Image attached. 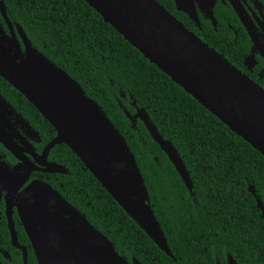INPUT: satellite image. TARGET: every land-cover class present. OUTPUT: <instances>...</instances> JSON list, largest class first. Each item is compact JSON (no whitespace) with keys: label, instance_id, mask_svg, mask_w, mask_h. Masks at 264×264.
Instances as JSON below:
<instances>
[{"label":"trees","instance_id":"obj_1","mask_svg":"<svg viewBox=\"0 0 264 264\" xmlns=\"http://www.w3.org/2000/svg\"><path fill=\"white\" fill-rule=\"evenodd\" d=\"M3 1L7 17L22 27L32 46L76 80L124 137L171 255L126 214L64 143L51 148L49 158L68 173L42 179L129 262L228 264L231 255L237 264H264V219L255 199L264 206V156L150 63L84 0ZM157 1L175 10L172 0ZM0 22L5 27L1 15ZM209 32L200 37L218 50L222 33L212 26ZM237 42L231 41L227 52L241 57L247 36ZM0 94L38 131L37 149L51 139V124L2 77ZM136 108H143L176 148L191 190L134 116Z\"/></svg>","mask_w":264,"mask_h":264},{"label":"water","instance_id":"obj_2","mask_svg":"<svg viewBox=\"0 0 264 264\" xmlns=\"http://www.w3.org/2000/svg\"><path fill=\"white\" fill-rule=\"evenodd\" d=\"M84 1L150 63L264 156V90L258 84L187 29L157 0ZM175 3L178 10L196 19L192 0ZM209 11L211 16L212 10ZM0 15L8 29L7 32L0 22V77L22 94L55 131L37 154L30 142L23 139L24 148L20 147L0 126V143L24 167L9 168L0 159V195L7 186V203L16 206L37 263L141 264L136 258L129 262L120 255L83 213L41 178L32 179L17 191L34 170L68 173L63 165L47 161L49 150L59 143L67 145L126 214L162 251L171 255L124 137L80 84L33 47L22 27L9 20L3 0ZM246 26L257 45L255 34ZM0 108L15 110L1 94ZM15 116L25 125L27 134L37 135L19 113ZM134 116L143 122L191 190L189 173L173 144L162 137L143 108H136ZM248 190L255 196L251 185ZM255 199L264 219V206L257 196ZM227 261L237 264L231 255Z\"/></svg>","mask_w":264,"mask_h":264},{"label":"flooded vegetation","instance_id":"obj_3","mask_svg":"<svg viewBox=\"0 0 264 264\" xmlns=\"http://www.w3.org/2000/svg\"><path fill=\"white\" fill-rule=\"evenodd\" d=\"M192 2L196 10V19L190 17L188 13L178 10L175 0H172L175 10L172 11V6L168 4L169 12L201 40L200 36L206 37L210 33V26L216 31L220 30L222 36L219 42L221 44H218V50L214 47L212 48L264 90V0H192ZM210 9L212 10L211 16L208 14ZM246 25L255 34L257 45L251 39ZM3 28L8 32L6 24ZM245 36H247L248 41L246 52L241 57L229 55L227 51L231 41L238 43L237 41L244 39ZM16 113L21 115L16 109L14 112H9L7 109L0 108V126L5 129L20 147L24 148L25 145L21 140H27L33 145L34 151L40 154L42 148L55 134L40 149H37L36 145L41 143L40 134L33 126L32 128L35 129L37 135L31 137L27 134L25 125L19 122L15 116ZM25 153L30 160L34 161L30 153L26 151ZM0 158L7 163L9 168L16 166L19 170L24 169L20 165L22 163H20L19 159L2 143H0ZM47 161L56 162L49 158V153ZM50 174L55 173L32 171L27 181L17 191H20L34 178L42 179L44 177L50 180ZM8 191L9 188L4 186L0 195V264H38L16 206L7 203Z\"/></svg>","mask_w":264,"mask_h":264}]
</instances>
